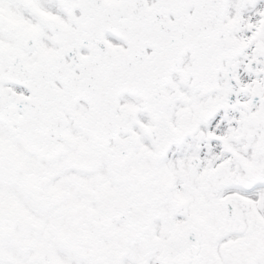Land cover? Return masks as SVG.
Instances as JSON below:
<instances>
[{"label": "snow or ice", "instance_id": "obj_1", "mask_svg": "<svg viewBox=\"0 0 264 264\" xmlns=\"http://www.w3.org/2000/svg\"><path fill=\"white\" fill-rule=\"evenodd\" d=\"M0 264H264V0H0Z\"/></svg>", "mask_w": 264, "mask_h": 264}]
</instances>
